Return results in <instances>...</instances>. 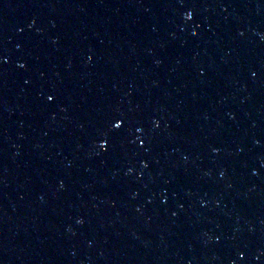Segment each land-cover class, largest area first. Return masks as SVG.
Segmentation results:
<instances>
[{"label":"water","instance_id":"1","mask_svg":"<svg viewBox=\"0 0 264 264\" xmlns=\"http://www.w3.org/2000/svg\"><path fill=\"white\" fill-rule=\"evenodd\" d=\"M0 264H264V0H0Z\"/></svg>","mask_w":264,"mask_h":264},{"label":"snow or ice","instance_id":"2","mask_svg":"<svg viewBox=\"0 0 264 264\" xmlns=\"http://www.w3.org/2000/svg\"><path fill=\"white\" fill-rule=\"evenodd\" d=\"M185 15H186L187 19L191 20V19H193L194 14L191 11H189V12H186ZM193 34H195V32ZM21 67H23V65H21ZM252 75L255 76L256 73L253 72ZM47 100L53 101V100H55V96L54 95H48ZM127 120H128V118L126 115H117L107 122L109 134L104 135L102 137L104 139V146H103L104 150H107V147H108L110 140L118 141L120 139V137L117 134L122 133L124 131H127V132L132 131L131 128L126 127ZM156 125H157V127L159 126V121H156ZM135 131L137 133H139L142 131V128L136 127ZM100 137H101V135H100ZM137 139L139 140L141 145H143L145 143V141L143 139H141L140 137H137ZM214 151H218V149H214ZM145 167H147V165H145ZM221 175H223V173H221ZM240 255H241V257H243V253H241Z\"/></svg>","mask_w":264,"mask_h":264}]
</instances>
